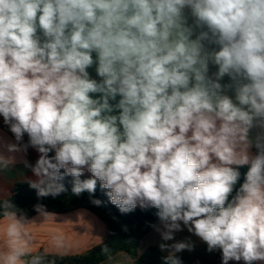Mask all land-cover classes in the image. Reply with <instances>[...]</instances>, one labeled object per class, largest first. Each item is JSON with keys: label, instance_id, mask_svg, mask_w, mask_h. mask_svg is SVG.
<instances>
[{"label": "clouds", "instance_id": "obj_1", "mask_svg": "<svg viewBox=\"0 0 264 264\" xmlns=\"http://www.w3.org/2000/svg\"><path fill=\"white\" fill-rule=\"evenodd\" d=\"M0 116V147L39 153L38 196L99 181L121 212L157 209L165 241L183 225L222 264L264 262V0H0ZM8 219L0 264H25Z\"/></svg>", "mask_w": 264, "mask_h": 264}, {"label": "crops", "instance_id": "obj_2", "mask_svg": "<svg viewBox=\"0 0 264 264\" xmlns=\"http://www.w3.org/2000/svg\"><path fill=\"white\" fill-rule=\"evenodd\" d=\"M189 22L191 23V20ZM93 56L95 58V54ZM88 71L92 78L99 79L95 72V65ZM216 71L217 67L210 65L209 75L211 76ZM227 82V77L221 81L222 84ZM228 94L232 95V93ZM112 103L114 104L116 101H112ZM261 131L259 128H253L250 135L255 138ZM0 138L5 142L16 143L12 133L4 125L2 116H0ZM27 141L28 136L25 134L23 143H27ZM255 152L256 149L253 148L252 153L255 154ZM50 153L52 156L55 155L54 151ZM0 155H3L7 161L6 164L0 162V199L9 197L16 184H30V182L37 180L31 170L39 158V153L34 148L29 147L26 152L23 150L11 152L5 147H0ZM26 163L30 166H26ZM82 176L91 178V173L85 169ZM12 214L15 213H10L0 219V252H7L8 250L5 228L9 222L8 218ZM16 217L19 218L17 215ZM24 222L27 233L26 239L29 241V255L39 252L49 255H81L101 244L108 236L106 223L94 212L82 207L64 213L40 211ZM181 227V231L174 232L172 240L165 241L162 239L161 232L164 229L160 222L140 240L135 256L127 252H118L99 264H134L136 258L150 247H155L169 256L172 249L161 250L160 245H173L179 242H190L193 245L191 251L185 249L175 253V256L182 259L185 264H217L219 250L207 251L206 243L193 233L188 232L183 225ZM57 244H62V246L57 247ZM229 264H244V261H230ZM256 264H264V262H256Z\"/></svg>", "mask_w": 264, "mask_h": 264}, {"label": "trees", "instance_id": "obj_3", "mask_svg": "<svg viewBox=\"0 0 264 264\" xmlns=\"http://www.w3.org/2000/svg\"><path fill=\"white\" fill-rule=\"evenodd\" d=\"M49 155L52 156L51 153ZM238 170L241 177L236 186L237 189L243 183L248 166L245 165ZM61 171L63 172V170ZM88 178L85 176L80 177L81 180ZM61 183L65 186V191L62 193L70 194L68 200H63L59 196L41 197L38 196L37 189L30 187L29 183L16 184L9 197L0 199V219L10 213H15L25 221L38 213V205L42 206L40 211L54 213H64L82 207L91 210L106 223L108 236L101 244L84 254L64 256L39 252L23 257L25 264H28L36 256L41 257L40 264H99L118 252H127L135 256L140 240L151 228L161 222L157 216L158 210L152 207L141 208L137 206L130 212H121L116 205L110 202V198L106 194L107 190L102 189L99 182H97L93 193L84 191L78 196L72 191L73 178L71 176H66ZM233 195H235V189ZM93 200H99L101 204L97 206L93 203ZM105 247L109 250L107 253L102 252ZM166 257L168 255L157 248L150 247L136 258L134 264H168ZM180 260L182 264H185L182 259ZM217 264H222L220 251L218 252Z\"/></svg>", "mask_w": 264, "mask_h": 264}, {"label": "rangeland", "instance_id": "obj_4", "mask_svg": "<svg viewBox=\"0 0 264 264\" xmlns=\"http://www.w3.org/2000/svg\"><path fill=\"white\" fill-rule=\"evenodd\" d=\"M61 199H66V200H68V199H70V194H65V193H61L60 195H58Z\"/></svg>", "mask_w": 264, "mask_h": 264}]
</instances>
